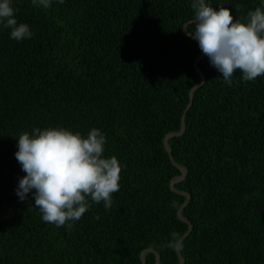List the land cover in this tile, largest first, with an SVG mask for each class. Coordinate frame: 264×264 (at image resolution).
<instances>
[{
  "label": "trees",
  "instance_id": "16d2710c",
  "mask_svg": "<svg viewBox=\"0 0 264 264\" xmlns=\"http://www.w3.org/2000/svg\"><path fill=\"white\" fill-rule=\"evenodd\" d=\"M206 2L241 22L264 6ZM191 3L52 0L44 9L11 0L17 23L33 35L15 41L0 28V264H142L147 248L160 264H179L168 245L188 230L177 216L185 197L170 189L180 171L163 139L180 130L200 80L193 63L201 50L183 33ZM198 67L205 80L185 131L168 141L187 171L175 184L190 195L182 210L192 225L180 246L184 264H264V76L246 82L237 71L229 86L206 56ZM33 128L105 135L104 157L121 166L110 209L90 204L69 229L43 222L32 194L19 200L26 174L15 159L17 139ZM145 261L155 264V255Z\"/></svg>",
  "mask_w": 264,
  "mask_h": 264
},
{
  "label": "clouds",
  "instance_id": "9594fccd",
  "mask_svg": "<svg viewBox=\"0 0 264 264\" xmlns=\"http://www.w3.org/2000/svg\"><path fill=\"white\" fill-rule=\"evenodd\" d=\"M31 3L48 9L52 0ZM191 8L194 15L189 25L193 27L184 30L197 41L225 84L231 86L237 71L246 82L264 76V6L249 11L246 22L234 20L230 9L213 8L206 0H192ZM14 13L11 0H0V28L9 29L15 41L31 38L29 26L18 24ZM105 144V135L96 128L86 137L64 128H33L31 134L21 133L15 159L26 175L18 182L19 200L25 201L32 194L33 208L39 210L43 222L69 229L90 204L103 202L104 208L110 209L112 194L120 188L121 166L115 156L104 157ZM179 244L173 233L168 247Z\"/></svg>",
  "mask_w": 264,
  "mask_h": 264
},
{
  "label": "water",
  "instance_id": "95a60500",
  "mask_svg": "<svg viewBox=\"0 0 264 264\" xmlns=\"http://www.w3.org/2000/svg\"><path fill=\"white\" fill-rule=\"evenodd\" d=\"M188 24H189V22L183 26V33H184L187 37H189V36L186 34V31H185L184 29H185L186 26H188ZM189 38H191V37H189ZM191 39H192V38H191ZM192 40H194V39H192ZM194 41H195V40H194ZM196 42H197V41H196ZM204 56H205V55H204L202 52H200L199 55L194 59V63H193L194 70H195V72L199 75L200 80H199V82H198L194 87H192L191 90L189 91V103H188V105H187V107H186V109H185V111H184V113H183V115H182L180 130H179L178 132H171V133H168V134L164 137V139H163V145H164V148H165L166 152L168 153V156H169V159H170L171 163H172V164H173V165H174V166L180 171V175L174 177V178L171 180V182H170V189H171L174 193H176V194H178V195H181V196L185 197V201H184V203L181 204V206L179 207V209H178V211H177V216H178V218H179L182 222H184V223H186V224L188 225V230H187L186 233H185V234L179 239V240H180V244H179L177 247H175V252H176V255H177V257H178L179 264H184V259H183V257H182L181 252H180V246H181L182 242H183V241L189 236V234H190L191 231H192V225H191V223L189 222L188 219H186L185 217L182 216V210L188 205L189 200H190V195H189L188 193L184 192V191H179V190L175 189V184L180 183L181 181H183V180L185 179L186 174H187V171H186V169H185L184 167H182V166H180V165H178V164L175 163L174 158H173V156H172V152H171V149H170V146H169L168 141H169V139H171V138L181 136V135L184 133V131H185V116H186V113H187V111L189 110V108H190V106H191V104H192V102H193L194 92H195L198 88H200V87L203 85L204 80H205L204 75L202 74V72L200 71V69H199V67H198L199 63L202 61V59L204 58ZM147 253H153V254L155 255V264H160V262H161L160 256H159V254H158L154 249H152V248H147V249H145V250H143V251L141 252V254H140V260H141L142 264H146L145 256H146Z\"/></svg>",
  "mask_w": 264,
  "mask_h": 264
}]
</instances>
